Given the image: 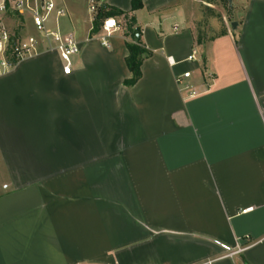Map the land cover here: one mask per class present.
I'll list each match as a JSON object with an SVG mask.
<instances>
[{"label":"crops","instance_id":"crops-1","mask_svg":"<svg viewBox=\"0 0 264 264\" xmlns=\"http://www.w3.org/2000/svg\"><path fill=\"white\" fill-rule=\"evenodd\" d=\"M211 1L58 0L71 73L42 43L0 72V264H264V0Z\"/></svg>","mask_w":264,"mask_h":264},{"label":"built area","instance_id":"built-area-1","mask_svg":"<svg viewBox=\"0 0 264 264\" xmlns=\"http://www.w3.org/2000/svg\"><path fill=\"white\" fill-rule=\"evenodd\" d=\"M89 9L94 13L95 5L91 4ZM8 13L20 16L28 14L39 39L34 35H28L16 37L13 41L8 27L2 21V16ZM65 13V8L58 3V0H0V72L10 70L21 60L35 54L39 44L42 43L45 50L55 51L58 54L62 63V72L65 75L70 74L72 58L78 53L79 46L72 33L60 30L58 19ZM52 18H54V24L51 22ZM118 27L113 17H106L100 26V35L97 37L100 44L108 46V39ZM193 59L194 53L186 58L188 61ZM190 77L191 72L184 71L176 77V82L182 90L188 92L189 96H193L196 91L191 83L186 81Z\"/></svg>","mask_w":264,"mask_h":264},{"label":"trees","instance_id":"trees-1","mask_svg":"<svg viewBox=\"0 0 264 264\" xmlns=\"http://www.w3.org/2000/svg\"><path fill=\"white\" fill-rule=\"evenodd\" d=\"M142 5L141 0H131V11L137 10ZM106 6L101 5L98 10L99 13L93 20L92 32H96L99 29V23L97 20L98 16H110V10H106ZM119 12V11H117ZM128 32L130 35L129 41L126 42V48L128 50V55L125 59L126 66L131 73V77L125 81V84L128 86L133 85L140 77V66L143 59L150 54V51L144 48L140 41V31L135 28L132 29V25H129Z\"/></svg>","mask_w":264,"mask_h":264},{"label":"rangeland","instance_id":"rangeland-1","mask_svg":"<svg viewBox=\"0 0 264 264\" xmlns=\"http://www.w3.org/2000/svg\"><path fill=\"white\" fill-rule=\"evenodd\" d=\"M214 2V3H213ZM212 4H214L215 8H212L211 11L209 12L210 14L213 13L214 16H216L217 18H219V20L221 22L223 16H227L228 17V7L231 4V0H212L211 1ZM228 3V4H227ZM229 5V6H228ZM88 6V4H84V7L86 8ZM207 7V6H206ZM205 7V8H206ZM224 8V9H223ZM223 9V13L219 12V10L221 11ZM206 10V9H205ZM207 12V11H206ZM208 13H206L207 15ZM221 15V16H220ZM2 21L4 22V24L8 27L10 34L12 35V40H16V37H19L17 35H19L22 31L20 29H22L21 27V20L19 18V16L17 14H5L2 16ZM29 23V22H28ZM99 23V21H98ZM123 27H124V31L127 32L128 31V19L124 20L122 22ZM30 27H31V31H30V35H36L37 32L35 30V28L29 23ZM231 26V25H230ZM232 27V26H231ZM129 33V32H128ZM39 36V35H38Z\"/></svg>","mask_w":264,"mask_h":264},{"label":"water","instance_id":"water-1","mask_svg":"<svg viewBox=\"0 0 264 264\" xmlns=\"http://www.w3.org/2000/svg\"><path fill=\"white\" fill-rule=\"evenodd\" d=\"M231 26H232V27H235V26H236V23H235V22H232V23H231Z\"/></svg>","mask_w":264,"mask_h":264}]
</instances>
